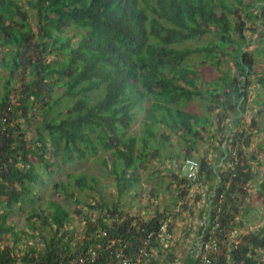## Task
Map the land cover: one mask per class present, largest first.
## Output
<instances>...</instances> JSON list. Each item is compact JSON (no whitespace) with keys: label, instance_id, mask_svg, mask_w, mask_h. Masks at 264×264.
Instances as JSON below:
<instances>
[{"label":"trees","instance_id":"16d2710c","mask_svg":"<svg viewBox=\"0 0 264 264\" xmlns=\"http://www.w3.org/2000/svg\"><path fill=\"white\" fill-rule=\"evenodd\" d=\"M71 29L75 33L64 36ZM247 30L260 38L262 47L250 49ZM191 41L202 43L191 46ZM1 46L7 47L10 58L0 65L9 74L0 94V264H67L97 242L103 231L125 236L136 247L143 228L158 226L169 211L157 210L145 219L127 212L121 200L140 181L139 164L160 156L173 134L181 136L184 153L176 152L171 159L179 167L187 157L201 162L197 180L174 174L179 200L191 193L195 183L209 185L202 215L227 230L240 225L236 219L256 172L244 150L248 142L244 132L232 130L240 124L250 86L258 83L264 89V74L256 70L264 57V0H26V4L0 0ZM194 58L222 71L220 84L213 81V88H208L216 104L208 103L207 111L218 108L215 161L209 151L196 155L203 131L214 127L213 117L179 106L210 97L202 88L203 76ZM18 70H29L32 78L16 80ZM19 81L22 88L16 90ZM33 105L42 110V120L29 139L19 124L10 125V116L31 121ZM139 116L142 125L137 134L132 126ZM227 121L231 128L226 131ZM97 155L113 176L118 194L113 203L100 196L95 205L100 215L85 216L86 235L76 249L70 235L71 212L57 199L48 200L44 209L29 210L30 228L53 230L50 237L44 236V247L29 244L22 252L18 239L13 246L2 243L9 234L19 235L11 218L17 211L28 212V203L35 201L34 185L41 180L36 162L53 173L60 161L73 163ZM228 161L237 162L234 170ZM97 183L95 175L71 172L68 181L56 183L55 189L62 188L73 199L74 186L85 191L96 189ZM258 193L264 197V178ZM229 249V260L223 257L213 264H264L260 254L264 226L242 233L240 244ZM108 263L104 252L96 264ZM184 264L202 263L187 255Z\"/></svg>","mask_w":264,"mask_h":264},{"label":"rangeland","instance_id":"374dc122","mask_svg":"<svg viewBox=\"0 0 264 264\" xmlns=\"http://www.w3.org/2000/svg\"><path fill=\"white\" fill-rule=\"evenodd\" d=\"M26 4V0H21ZM33 25H35V18L32 19ZM35 27V26H34ZM262 30L261 27L259 31ZM247 34L251 37V47H262L263 43L258 36H255L252 31L247 30ZM74 29L69 30L64 36L73 35ZM78 40V37L74 38V41ZM202 41H191L189 45L193 46L200 44ZM7 47H0V65L4 58H10ZM262 62L256 63V70L260 74H264V57ZM192 61L197 65L202 73V88L205 93L209 95L208 88H213L211 82H217L222 71L217 69L208 61L200 62L194 58ZM230 64H233L231 59ZM227 68V64L223 66V69ZM0 94L3 92L4 79L8 77V71L5 68H0ZM235 71V69H234ZM16 80L20 77L28 80L32 78L29 70L26 72L18 70L16 73ZM257 74H253L252 78L255 79ZM22 81L16 82L14 88L19 90L22 88ZM56 93L60 96L62 94L61 89L56 87ZM250 99L246 103L245 110L240 115V124L235 131L241 130L247 138V144L244 146L245 153L249 157V161L253 164V169L256 172L255 177L251 180L247 186L248 194L244 196V206L240 208V214H238L237 222L238 228H240L245 234L250 230H257L261 226H264V197L258 196L259 183L264 178V104L261 103L264 100V89L258 83H253L250 86ZM94 97H91V102ZM211 103L215 106L216 103L212 102L211 96L208 99L197 98L190 102L179 105L181 108L191 109L198 111L202 115H211L215 121L214 127L209 131H203V138L198 140V147L200 152H197L198 157L203 156L207 151L212 158L218 156V151L212 149V145L219 141V138L213 137L216 126L218 125V108L213 112L207 111V104ZM35 108L28 114L31 117V121H27L26 118H15L10 116V125L19 124L21 128L26 130V137L33 138L36 133V127L42 120L41 111L39 106L33 105ZM141 116L132 126V132L140 134L141 132ZM9 119L6 121L8 122ZM227 130L231 128V122L227 121ZM169 132V131H167ZM212 134V137H211ZM176 152L184 153V142L179 134H173V136L167 141V147L161 148V154L156 159L148 161L141 165L139 164V177L134 187L122 198L121 205L124 209L134 215L143 216L145 219L150 218L157 210L170 211L174 214V224L182 227L190 223H197L202 221V213L207 208V198L209 194V185L203 183L194 184L191 187V192L194 196L187 195L183 199L179 200L178 196L181 193L178 186V180L174 177V174H180L184 176L181 171V167L176 160H172L171 156ZM102 158L100 155L95 157H88L87 159L80 161H74L73 163L59 162L54 167V172L50 173L42 164L36 162V170L40 173L41 180L34 185L35 197L34 202H29L27 205V211H17V213L11 218L12 223L15 224V230L18 232V236L9 234L7 238L3 240V244L12 245L15 239L19 240L17 246L19 249L25 251L28 249V245L31 244L35 248L40 249L45 246L44 236L50 237L53 230L50 228H40L35 230L29 227V210L33 206L40 209L46 208L47 202L50 199H57L63 203H66L67 208L72 215V224L70 235H74L72 241L73 249L82 243L86 235V220L85 216L88 215L92 219H96L100 215L99 208H96V203L99 202L100 196H104L109 203H113L116 199L117 187L114 182L113 176L106 172L104 166L101 163ZM88 173L95 175L98 178L96 189H86L85 191H79L77 187H73L76 191L75 198L68 199L62 188L56 190V183L60 181L67 182L69 173ZM77 198L80 201H77ZM186 205V206H185ZM243 205V204H242ZM180 209V210H178ZM180 211V213H177ZM39 227H42L40 220L34 218ZM21 252V253H22ZM261 256L264 258V250L260 251Z\"/></svg>","mask_w":264,"mask_h":264},{"label":"built area","instance_id":"2783aa9c","mask_svg":"<svg viewBox=\"0 0 264 264\" xmlns=\"http://www.w3.org/2000/svg\"><path fill=\"white\" fill-rule=\"evenodd\" d=\"M235 164L236 161H228L227 166L234 170ZM181 171L188 180H197L201 171L200 160L185 158ZM189 195L194 196L193 192ZM168 213L158 226L143 228L144 235L136 247L125 236L112 237L103 231L97 242L77 256L70 257L67 264H96L104 252L109 258L108 264H184L187 255L202 264H213L223 257L229 260V246L237 247L241 242L243 232L237 226L227 230L221 223L211 224L204 214L201 222L182 227L172 225L175 218L172 212Z\"/></svg>","mask_w":264,"mask_h":264}]
</instances>
